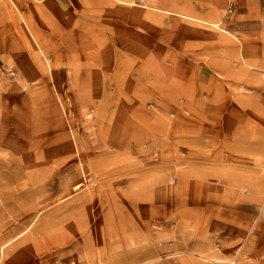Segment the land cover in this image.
<instances>
[{
  "label": "rangeland",
  "instance_id": "rangeland-1",
  "mask_svg": "<svg viewBox=\"0 0 264 264\" xmlns=\"http://www.w3.org/2000/svg\"><path fill=\"white\" fill-rule=\"evenodd\" d=\"M181 1L0 0V264H264V0Z\"/></svg>",
  "mask_w": 264,
  "mask_h": 264
},
{
  "label": "crops",
  "instance_id": "crops-1",
  "mask_svg": "<svg viewBox=\"0 0 264 264\" xmlns=\"http://www.w3.org/2000/svg\"><path fill=\"white\" fill-rule=\"evenodd\" d=\"M151 1H153V3H155L156 0H147L148 3H151ZM158 3L161 4L162 0H157ZM187 1V0H185ZM196 1V0H195ZM195 1H191L190 2V6H191V11L192 12H198V5L195 3ZM213 0H200L199 3H201V6H205L210 8L209 12H212L213 10H217L219 3L218 0H216L214 3H212ZM182 3L181 0H178V4ZM237 3L239 4V6H244L247 7V11L250 12L252 8H254V10H260L261 6H262V0H237ZM207 11V10H206Z\"/></svg>",
  "mask_w": 264,
  "mask_h": 264
},
{
  "label": "bare ground",
  "instance_id": "bare-ground-1",
  "mask_svg": "<svg viewBox=\"0 0 264 264\" xmlns=\"http://www.w3.org/2000/svg\"><path fill=\"white\" fill-rule=\"evenodd\" d=\"M77 187H78V186H77ZM77 187H76V188H77Z\"/></svg>",
  "mask_w": 264,
  "mask_h": 264
}]
</instances>
